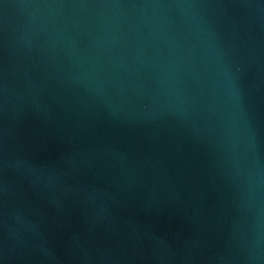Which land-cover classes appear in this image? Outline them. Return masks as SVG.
Listing matches in <instances>:
<instances>
[{
  "label": "water",
  "instance_id": "1",
  "mask_svg": "<svg viewBox=\"0 0 264 264\" xmlns=\"http://www.w3.org/2000/svg\"><path fill=\"white\" fill-rule=\"evenodd\" d=\"M0 264H264V0H0Z\"/></svg>",
  "mask_w": 264,
  "mask_h": 264
}]
</instances>
